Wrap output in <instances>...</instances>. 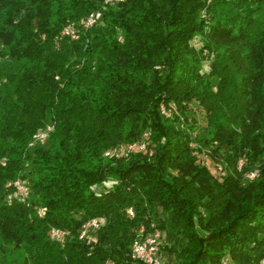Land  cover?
<instances>
[{
	"label": "trees",
	"instance_id": "trees-1",
	"mask_svg": "<svg viewBox=\"0 0 264 264\" xmlns=\"http://www.w3.org/2000/svg\"><path fill=\"white\" fill-rule=\"evenodd\" d=\"M102 2L0 0V244L29 264H132L142 226L158 232L162 264H259L264 0ZM93 10L95 26L59 39ZM46 127L45 142L33 141ZM144 134L146 154L103 157ZM16 179L23 203L5 200ZM97 217L95 242L78 240ZM50 228L67 232L63 243Z\"/></svg>",
	"mask_w": 264,
	"mask_h": 264
},
{
	"label": "built area",
	"instance_id": "built-area-1",
	"mask_svg": "<svg viewBox=\"0 0 264 264\" xmlns=\"http://www.w3.org/2000/svg\"><path fill=\"white\" fill-rule=\"evenodd\" d=\"M123 0H103L101 9L104 7H115L118 4L122 3ZM99 10H93L81 19L77 21L74 25H66L59 34L60 38H66L69 41H75L77 39V31L79 30H87L98 23L100 17ZM201 18L204 17V12H201ZM190 47L197 50L200 48V37H194L190 41ZM159 112L165 118H168L170 115L169 110H165L162 105L159 106ZM51 131V127H46L43 131L36 133L33 136V141H38L40 144L44 143L48 133ZM144 140L127 145L125 147H115L109 149L103 153V157L106 158H124L131 151H138L142 154H146L147 149V134L142 136ZM31 145V144H30ZM150 155V153H148ZM244 161L242 159L238 160L236 163V170L239 171ZM212 174L214 177L220 179L223 175V172L220 166L216 165L212 168ZM256 171L249 172L244 175V179L251 181L255 178ZM5 188L11 189V193L7 194L5 200L7 202L15 199L17 202L23 203L25 202L26 196L28 194L27 187L25 182L20 179H16L11 183H7ZM42 209H36V215L38 218H41L43 215ZM125 215L128 219H132L134 214L131 208L125 210ZM105 224L103 218L97 217L88 220L81 227L77 239L80 241H86V243H94L95 238L94 234L99 231ZM67 232L55 228H50L48 232L49 239L55 243L61 244L67 237ZM159 234L157 231L153 230L152 232L145 233L144 227L139 226L135 232L132 243L130 245V260L132 264H162V260L158 254L159 249ZM107 264H112L108 262ZM222 264H227V260ZM259 264H264V256L261 258Z\"/></svg>",
	"mask_w": 264,
	"mask_h": 264
},
{
	"label": "rangeland",
	"instance_id": "rangeland-1",
	"mask_svg": "<svg viewBox=\"0 0 264 264\" xmlns=\"http://www.w3.org/2000/svg\"><path fill=\"white\" fill-rule=\"evenodd\" d=\"M201 39V37H200ZM201 42V40H200ZM211 57L206 55L201 64L200 74L205 76L208 73V64L211 61ZM207 150L201 152L203 154L198 155L199 162L209 165L208 158L204 155ZM11 193V192H10ZM9 194V193H8ZM162 262L166 260L165 255H161ZM0 264H29L28 257L25 255L24 251L19 249H14L10 246H3L0 244Z\"/></svg>",
	"mask_w": 264,
	"mask_h": 264
}]
</instances>
